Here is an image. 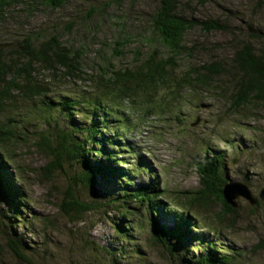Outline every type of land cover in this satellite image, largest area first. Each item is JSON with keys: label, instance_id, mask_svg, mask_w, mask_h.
<instances>
[{"label": "rangeland", "instance_id": "rangeland-1", "mask_svg": "<svg viewBox=\"0 0 264 264\" xmlns=\"http://www.w3.org/2000/svg\"><path fill=\"white\" fill-rule=\"evenodd\" d=\"M108 1L72 0L63 9H48L41 0H18L0 18V41L10 42L12 38L20 36L19 33L31 31H44L52 35L57 31L56 25H59L60 30L66 33V43L79 46L89 42L93 56L102 61L96 49L117 32L111 15L117 16L121 10L126 11V23L131 33L133 29H138L141 35L153 39L146 25L154 2L158 0H130L124 6L119 5L115 12H105L102 7ZM257 1L185 0L182 9L187 17L201 21L213 17L224 26L228 25L224 22L231 24L227 29L223 27L211 32L201 27L189 30L184 42L193 46L196 52L191 61L197 59L195 64H198L202 58L211 60L235 53L242 39L239 33L242 22L249 33L253 28L261 29L264 26V12L256 14L253 8ZM93 9H96V14L89 17ZM128 13L134 15L132 19ZM73 22H76V26L69 32L67 29ZM259 33L264 36V30ZM143 42L129 43L125 47V54L118 58L113 56L110 61L119 66L148 67V50ZM77 65L81 68L78 73H83L81 77L69 75L67 78L74 77L71 83L83 82V77L88 73L94 75L98 72L96 64L83 58L78 60ZM64 83L69 81L65 80ZM226 83L231 90L232 80L231 84ZM218 84L221 90H226L225 85L216 82ZM157 104L159 110L148 114L130 136L133 147L120 149V156L125 157L127 163L118 164V169L122 173H129V176L118 179L100 169L99 193L89 185V193L85 197L94 203L95 209L92 211L97 212L95 217L94 213L84 214L82 219L76 220L63 211L73 179L68 180L63 172L56 158V149L43 151L28 146L18 152L16 163L19 171L15 172L18 171L20 178L16 177V185H20L28 194L29 208L25 214L29 210L39 211L34 218L29 215L31 222L27 220L26 226L40 221V218L48 221L40 223L35 230L28 228V235L33 240H44L39 232L48 238V243L41 244L35 253L36 259L33 260L37 264H84L90 259L88 251L82 252L80 263L76 258L78 251L83 249L78 230L86 222L95 226H90L88 230L90 243L108 245L107 256L114 260V264H175V257L193 262L192 259L200 251L193 240L190 242L196 245L193 252L175 253L170 248H174L172 242L161 238L160 241L156 240L160 225L164 222L171 226L177 223L166 215L163 204L176 210L185 207L188 214L196 217L199 230L216 240L221 235L227 246L235 250L242 264H264V199H261L263 204L256 208L254 215L252 208L256 203L237 197L235 201L239 212L235 218L236 226L229 229L214 218L215 213L223 208L217 198L205 203L193 197L200 185L196 161L202 160L205 153L217 151H225L227 159L224 166L225 169L229 168L230 175H224L245 181L251 186L253 195L260 197L264 189V108L254 103L245 105L243 111L246 116H240L241 120L237 121L236 115L231 114L227 99H217L214 94H210L209 99H182L165 91L163 99H157ZM20 117L31 130L24 137H29L37 145L39 137L34 119H29L25 113ZM228 135H234L233 139L226 140ZM248 138L251 145L244 147ZM97 149L96 146L90 152L94 153ZM111 149H115L114 146ZM88 158L91 161L94 159L92 163L100 167L108 162L107 155L97 154ZM247 176L258 183H250ZM143 193L149 194L150 202L143 204L135 199ZM156 205L160 208L153 212L152 207ZM7 240L11 241V238L6 229L1 228L0 245L8 247L0 252V264H19L11 254ZM224 251H228L227 247Z\"/></svg>", "mask_w": 264, "mask_h": 264}, {"label": "trees", "instance_id": "trees-1", "mask_svg": "<svg viewBox=\"0 0 264 264\" xmlns=\"http://www.w3.org/2000/svg\"><path fill=\"white\" fill-rule=\"evenodd\" d=\"M17 1L0 0V18ZM71 1L41 0L48 9H63ZM128 1L130 0H109L102 8L105 12H115L119 5L124 6ZM184 2L185 0L154 2L146 25L153 39L148 35H141L138 29H133L131 33L126 23L128 18L125 10H121L117 16L111 15L117 32L96 49L101 55L102 70H107L111 81L97 72L94 75L88 73V76L83 77V82L71 83L72 78L81 77L83 73H78L81 68L77 65L81 55L73 44L65 42L66 33L60 30L59 25H56L57 31L52 35L44 31H31L19 33L21 35L12 38L10 42L0 41V228L6 229L11 238L9 249L19 264H37L33 260L36 259L35 253L41 244L48 243L47 236L42 232H39L44 238L42 242L33 240L28 235V228L35 230L40 223L48 222L45 218H40L41 220L33 225H25L24 228L18 223L19 218L23 216H28V221L31 222L30 217L34 218V215L39 213L29 210L28 214H25L29 208L28 194L20 185H16V177L20 178L16 159L18 152L23 148L34 146L43 151L56 149V158L63 172L68 180L73 179L70 185L73 194L69 196L67 192L69 198L65 199L63 211L69 217L75 212V219L80 220L82 215L94 213L92 210L95 205L85 194L89 193V185L99 193L100 169L118 179L129 176V173H122L118 169V164L127 163L125 157L120 156V149L128 150L133 147L130 136L141 126L148 114L159 110L157 99H163L165 91L170 94L173 92L172 89L161 88L157 81L159 78L170 76L167 71L171 66L178 69L177 71L186 68L182 74L175 72L171 76L174 91L180 86L183 87L182 99H209L210 94H214L217 99H227L231 114L236 115L237 121L246 116L243 111L245 105L254 103L264 108V36L259 33L264 30V26L261 29L253 28L251 33L248 28L240 26L242 39L230 60L228 56H221L212 58L211 62L196 65L191 63V57L196 55L193 46L184 42L186 33L197 27L207 32L223 27L227 29L231 24L224 22L228 24L224 26L219 19L213 17L204 21L189 18L183 13ZM253 8L256 14L263 13L264 0H258ZM95 14L96 9H93L88 16L93 17ZM128 14L132 19L134 15ZM75 26L76 22H73L67 30L72 32ZM118 36L124 39L119 42ZM142 40L148 50V67L106 65L113 58V53L105 52L106 48L122 52L129 43L141 44ZM172 50L179 52L186 65L182 67L176 57L175 61L168 59ZM148 69H154V72L148 74ZM69 75L74 77L67 78ZM65 80L69 83H64ZM231 80L233 86L229 90L226 82L231 84ZM216 82L225 85L226 90H221V85H216ZM24 113L29 119H34L33 124L38 129L39 137L37 145L23 137L31 133L21 121L20 116ZM16 131H21L23 136L9 144L5 135L10 139ZM96 146L98 149L94 153L90 152ZM112 146L115 149H111ZM7 152L13 159L6 157ZM97 154L107 155L108 162L103 163L101 167L93 164L88 157H95ZM224 160L225 151H217L206 153L202 160L196 161L200 185L195 189L193 197L205 203L214 197L217 198L223 208L215 213L214 218L226 228L234 229L239 208L229 201L225 187L231 181L239 180L224 175ZM255 198L256 205L252 208L254 215L256 208L263 204L260 197ZM137 199L143 204L150 202L148 193L141 194ZM159 208L160 206L156 205L152 210L156 212ZM170 212L171 215H166L177 223L167 227L160 225L156 234L168 243H173L176 237L180 243L176 252H193L196 245L190 243V235L183 228L184 223L180 218V214L190 218L186 208ZM86 223L78 230L80 246L84 249L91 242L88 230L90 226L95 227ZM5 247L8 246L0 245V252ZM109 249L108 245L98 243L96 252L100 256H106ZM222 254L221 252L218 255L215 250L200 249L192 260L194 264H209L207 259L212 257L216 261L212 264H242L234 249ZM173 256L175 257L174 254ZM193 262L175 257V264ZM84 264H92L91 259Z\"/></svg>", "mask_w": 264, "mask_h": 264}, {"label": "bare ground", "instance_id": "bare-ground-1", "mask_svg": "<svg viewBox=\"0 0 264 264\" xmlns=\"http://www.w3.org/2000/svg\"><path fill=\"white\" fill-rule=\"evenodd\" d=\"M242 24H243L244 27L247 28V26H246V24H244V22H242ZM122 39H124L122 36H118L117 37V41H119V42L122 41ZM74 47H75V50H78L80 52V55H81L80 59L83 58V59L86 60V62H90L92 64H96L97 68H98L97 71L101 75H103L106 78V80L111 81V80H109V74L107 73V70H105V71L102 70L103 66L101 64L100 58L99 57H94L92 52L89 50L90 49V43L87 44L86 42H84V43H82L79 46H75L74 45ZM105 52L106 53H108V52L113 53L114 58H118L119 56H121V55L126 53L125 50H123L122 52H116L114 48H112L110 50H107V48H106ZM178 53L179 52L177 50H172L171 53L168 56V59H172V60L175 61V57H176L178 59V61H179V64L182 65V67H183L184 65H186L185 61L182 60L181 56H179ZM234 55H235V53H233L231 56L230 55H227V56H228V58H230V57L232 58ZM211 61L212 60H207L205 58H202L200 61H198L199 62L198 64L201 65V64H205L206 62H211ZM195 62H197V59L194 60L191 63H195ZM106 65H111V67H114L113 61H109ZM184 69H186V68H182L181 70L177 71L178 69H174V66H171L169 71H167V73L170 74L169 77H162V78L157 79V81L160 83V87L164 88V89L165 88L172 89L173 92H171V95L172 96L173 95L174 96H178V97L181 98L183 96V91H184L183 87L180 86V87H178V89L176 91H174L173 90V85L171 84V76L175 72H178V74H182ZM146 72H148V74H151V73L154 72V69H148V71H146ZM122 79H124V78H122ZM50 100L52 101V99H50ZM78 131H81V130H78ZM11 136H12V138L8 139V135H5V139L8 140L9 144H12L13 143L12 141L14 139L19 138V136H23V135H22L21 131H16V133L14 135H11ZM233 137H234V135H228L225 138H226V140H232ZM26 138L28 139V141H31V139L29 137H26ZM243 145H244V147H250V145H251L250 144V138H248L247 144H243ZM6 157L13 159V157L8 152H7ZM225 159H227V158H225ZM92 161H94V159H92ZM53 165L56 166V163H53ZM84 166H85V164H84ZM43 168H46V166H43ZM224 173H226L227 175H230V170H229L228 167L225 169ZM96 178H98V173H96ZM247 179L252 184L258 183L256 181L252 180L251 176H247ZM258 186H259V184L256 185V187H258ZM189 215H190L189 219H187L186 217L182 216L181 214H180V218H181V220L184 223L183 228L188 232V234L190 235L191 240H193V242L199 247L198 249H203V248L206 247L205 250L206 249L215 250L218 255H220L221 252L223 254H226V252L224 251L225 247H227L228 251H231L230 247L227 246L225 239H222L221 235H219L218 236V240H216V239H213L211 236H208L207 234L201 232L199 230V225L196 222V217L194 215L190 214V213H189ZM161 219H162V222H163L164 219L163 218H161ZM27 220H28V216H23V217L19 218L18 223L21 225L22 228H24L25 225H26ZM162 226L163 227H167V226H171V225H169L166 222H164L162 224ZM156 240L160 241L161 239H160L159 236L156 235ZM172 245L175 248H173V247H170V248L175 253L180 248V243H179V241H177L175 239L173 241ZM96 247L97 246L95 244L90 243L89 246H87V248H85V249L83 248L82 250L78 251L77 257H76L77 261L80 263L81 258H82V252L89 250L90 259H91V263L92 264H114V260L112 258H109V256H107V255L106 256H100V254L96 252ZM207 261H208L209 264L216 263V261L212 257H209L207 259Z\"/></svg>", "mask_w": 264, "mask_h": 264}, {"label": "water", "instance_id": "water-1", "mask_svg": "<svg viewBox=\"0 0 264 264\" xmlns=\"http://www.w3.org/2000/svg\"><path fill=\"white\" fill-rule=\"evenodd\" d=\"M261 192H260V198L264 199V189ZM70 194H73L71 189L69 191V196ZM225 194L229 199V201L233 203L235 206H237V202L235 201V198L237 197H243L252 203H256V198L251 191V187L246 182L240 180L238 182L231 181L230 183H228L225 187ZM76 214L79 215V213ZM74 217H75V212L72 214V218ZM70 220L72 221L71 218ZM153 226L156 227L157 225L154 224ZM1 228L3 229V227ZM7 242H11V241L7 240Z\"/></svg>", "mask_w": 264, "mask_h": 264}]
</instances>
